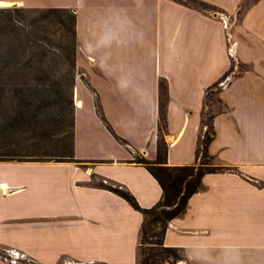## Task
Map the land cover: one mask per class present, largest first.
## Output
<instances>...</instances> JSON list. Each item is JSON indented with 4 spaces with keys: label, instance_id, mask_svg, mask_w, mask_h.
<instances>
[{
    "label": "crops",
    "instance_id": "1",
    "mask_svg": "<svg viewBox=\"0 0 264 264\" xmlns=\"http://www.w3.org/2000/svg\"><path fill=\"white\" fill-rule=\"evenodd\" d=\"M204 1L217 11L177 0L78 2L76 62L86 78L76 80L72 154L80 161L0 160V264H140L142 213L98 181L125 188L141 207L159 201L157 179L132 161L156 156L159 82L167 164H191L206 89L233 58L247 68L219 89L227 108L214 116L209 151L237 171L204 174L164 243L179 248L176 264H264V17L228 23L241 0ZM46 2L72 0L30 3ZM253 10L264 14V0L245 15Z\"/></svg>",
    "mask_w": 264,
    "mask_h": 264
},
{
    "label": "rangeland",
    "instance_id": "2",
    "mask_svg": "<svg viewBox=\"0 0 264 264\" xmlns=\"http://www.w3.org/2000/svg\"><path fill=\"white\" fill-rule=\"evenodd\" d=\"M18 1L0 5V158L64 159L71 151L75 103L80 100L76 80L86 78L77 66L72 32L71 16L76 19L80 0L67 2V11L43 9L59 3ZM259 1L241 0L237 13L226 17L228 23L244 16L253 22L262 19L264 14L254 10L245 15ZM232 66L236 73L247 68L235 58ZM216 97L210 94L207 113L220 107Z\"/></svg>",
    "mask_w": 264,
    "mask_h": 264
},
{
    "label": "trees",
    "instance_id": "3",
    "mask_svg": "<svg viewBox=\"0 0 264 264\" xmlns=\"http://www.w3.org/2000/svg\"><path fill=\"white\" fill-rule=\"evenodd\" d=\"M189 6H194L199 9H214L215 6L204 0H177ZM51 11H67L65 7H48L43 8ZM73 22L72 32L75 31V17L71 16ZM233 68L227 71L218 81L210 85L205 92L203 98V110L201 114V133L196 150V160L191 164L169 165L167 164V143L164 140V132L166 130L165 116V100H166V85L164 81L159 82L160 86V105L158 119V138L156 144V156L154 159H149L140 153L133 155V162L145 166L151 174L159 182L163 195L162 198L150 207H141L134 195L122 188L119 185H112L98 181V184L121 195L135 209L139 210L143 215L141 224V237L139 241V256L140 264H175L181 259V253L178 247L169 246L164 243V234L167 224L170 219L183 213L186 209L189 197L202 187V178L206 173L221 172V171H237L235 167L223 165L219 163L215 156L209 151V144L215 135L214 116L216 112L223 111L227 105L219 97V89L226 82ZM210 94H216V100L220 104L218 110L207 113V107ZM98 112L102 120L105 122L108 129L122 143H127L125 139L118 136L105 116L99 109ZM74 124V120H73ZM73 136V135H72ZM73 139V137H72ZM0 160H12L7 157H1ZM21 160H36V159H21ZM69 161H80L75 159L71 151L64 155V159Z\"/></svg>",
    "mask_w": 264,
    "mask_h": 264
},
{
    "label": "bare ground",
    "instance_id": "4",
    "mask_svg": "<svg viewBox=\"0 0 264 264\" xmlns=\"http://www.w3.org/2000/svg\"><path fill=\"white\" fill-rule=\"evenodd\" d=\"M9 3H10L9 1H4V0L0 1V5H8ZM18 3L21 4L22 1H18ZM76 104H78L80 106L81 100L76 99Z\"/></svg>",
    "mask_w": 264,
    "mask_h": 264
},
{
    "label": "built area",
    "instance_id": "5",
    "mask_svg": "<svg viewBox=\"0 0 264 264\" xmlns=\"http://www.w3.org/2000/svg\"><path fill=\"white\" fill-rule=\"evenodd\" d=\"M75 105H77V104L75 103Z\"/></svg>",
    "mask_w": 264,
    "mask_h": 264
}]
</instances>
